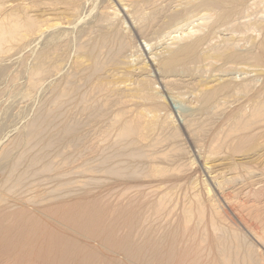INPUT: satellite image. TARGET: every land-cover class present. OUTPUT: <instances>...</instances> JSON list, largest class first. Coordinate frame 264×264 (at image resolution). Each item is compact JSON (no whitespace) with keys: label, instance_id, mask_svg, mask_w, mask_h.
<instances>
[{"label":"rangeland","instance_id":"rangeland-1","mask_svg":"<svg viewBox=\"0 0 264 264\" xmlns=\"http://www.w3.org/2000/svg\"><path fill=\"white\" fill-rule=\"evenodd\" d=\"M0 4L39 23L0 53V224L60 205L62 230L75 218L91 227L86 245L128 237L133 251L108 246L131 264H222L229 243L236 264H264L253 237H264V0ZM184 49L194 52L182 65L163 67ZM125 122L137 135L119 140ZM77 246L71 263L88 264Z\"/></svg>","mask_w":264,"mask_h":264},{"label":"bare ground","instance_id":"bare-ground-1","mask_svg":"<svg viewBox=\"0 0 264 264\" xmlns=\"http://www.w3.org/2000/svg\"><path fill=\"white\" fill-rule=\"evenodd\" d=\"M19 1V0H18ZM82 1V0H81ZM84 1V0H83ZM154 1V0H153ZM80 2V1H79ZM127 2V1H126ZM140 2V1H139ZM22 3V2H21ZM25 3V2H24ZM135 3V2H134ZM147 3V2H145ZM151 3V2H149ZM153 3V2H152ZM6 4V3H5ZM15 4V3H14ZM128 4V3H127ZM7 5V4H6ZM126 5V4H125ZM147 6V5H146ZM0 8H2L3 13L0 17V53H3L7 46L12 43H16L19 41L24 40L27 35L29 36L30 33H35L39 29V23H37L35 20H33L30 16H27L23 19L17 14V12H14L11 6V10L6 11L4 10L5 7L0 4ZM8 8V7H7ZM29 8V7H28ZM126 8V7H125ZM151 9V8H150ZM0 9V12L2 11ZM26 11V10H25ZM186 11V10H185ZM183 11V12H185ZM131 12V11H130ZM155 12V11H154ZM162 12V11H161ZM24 13V11H23ZM139 13V12H138ZM20 14V13H19ZM130 14V13H127ZM132 14V13H131ZM158 14V13H157ZM156 14V15H157ZM171 14V13H170ZM24 15V14H23ZM26 15V13H25ZM30 15V14H29ZM152 16V15H151ZM172 16V15H171ZM47 17V16H46ZM144 17V16H143ZM111 18V17H110ZM159 18V17H158ZM164 18V17H163ZM146 19V18H145ZM165 19V18H164ZM47 20V18H46ZM147 20V19H146ZM153 20V19H152ZM52 21V20H51ZM156 21V20H155ZM162 21V20H161ZM46 22V21H45ZM44 22V23H45ZM133 22V21H132ZM165 22V21H164ZM177 22V21H176ZM109 23V22H108ZM134 23H136L134 21ZM153 23V21H152ZM151 23V24H152ZM159 23V22H158ZM179 23V21H178ZM170 24V23H169ZM114 25V24H113ZM155 25V24H154ZM119 26V25H117ZM162 26V25H161ZM138 27V26H137ZM143 27V26H142ZM141 27V28H142ZM41 28V27H40ZM45 28V27H44ZM66 28V27H65ZM100 28V27H99ZM149 28V27H148ZM147 28V29H148ZM151 28V27H150ZM146 29V30H147ZM174 29V28H173ZM96 30V29H95ZM101 30V29H100ZM103 30V29H102ZM116 30V29H115ZM44 31V30H42ZM92 31V30H91ZM90 31V32H91ZM119 31V30H117ZM142 32V31H141ZM176 32V31H175ZM107 33V32H106ZM146 33V32H145ZM141 33V34H145ZM105 34V33H104ZM39 35V34H37ZM36 35V36H37ZM43 35V34H42ZM186 35V34H185ZM88 37V36H87ZM106 37V36H105ZM104 37V38H105ZM170 37V36H169ZM179 37V36H178ZM30 38V37H29ZM111 38V37H110ZM98 40V39H97ZM120 40V38H119ZM115 42V39H114ZM113 42V43H114ZM120 42V41H119ZM104 43V42H103ZM16 45V44H15ZM95 45V44H94ZM115 45V43H114ZM96 46V45H95ZM112 46V45H110ZM92 47V46H91ZM99 47V46H98ZM109 47V46H108ZM10 48V47H9ZM118 48V47H117ZM13 49V48H12ZM56 49V48H55ZM101 49V48H99ZM108 49V48H107ZM118 50V49H117ZM116 50V51H117ZM191 49H184L182 51L177 52L176 54L172 55L169 59L163 62V67L168 70L175 71L178 67V65H182L184 61L187 59V54ZM8 51V50H7ZM110 51V50H109ZM191 50L190 52H192ZM104 52V51H103ZM107 52V51H106ZM115 52V51H114ZM118 52V51H117ZM194 52V51H193ZM7 53V52H6ZM111 53V52H110ZM9 54V53H8ZM103 54V53H102ZM192 54V53H191ZM96 55V54H95ZM190 54H188L189 56ZM5 56V55H4ZM54 56V55H53ZM102 56V55H101ZM51 57V56H50ZM94 57V56H93ZM99 57V56H98ZM107 57V56H106ZM48 58V57H47ZM155 58V57H154ZM199 58V56H198ZM113 59V58H112ZM103 60V58H102ZM94 61V60H93ZM183 61V62H182ZM43 62V61H42ZM41 62V63H42ZM154 62V61H153ZM182 62V63H181ZM43 64V63H42ZM46 64V63H45ZM94 65V64H93ZM179 65V66H180ZM49 67V66H48ZM140 67V66H139ZM94 68V67H93ZM176 68V69H175ZM51 69V68H50ZM175 69V70H174ZM47 70V69H45ZM139 70V69H138ZM157 70V69H156ZM40 71V70H39ZM172 71V72H173ZM37 72V71H36ZM51 72V71H50ZM33 73V72H32ZM36 74H39L37 72ZM35 74V75H36ZM37 76V75H36ZM30 78V77H29ZM42 78V77H41ZM195 78V77H194ZM33 80V79H32ZM175 80V79H174ZM16 81V80H15ZM35 81V80H34ZM142 81V80H141ZM165 81V80H164ZM168 81V80H167ZM217 81H220L219 79ZM144 82V81H143ZM16 83V82H15ZM28 83V82H27ZM139 83V82H138ZM154 83V82H153ZM189 83V82H188ZM194 83V82H193ZM200 83V82H199ZM137 84V83H136ZM33 85V84H32ZM196 85V84H195ZM231 85V84H230ZM133 86V85H132ZM244 86V85H243ZM139 87V86H138ZM246 87V85H245ZM244 87V88H245ZM29 88V87H28ZM129 88V87H128ZM132 88V87H131ZM147 88V87H146ZM145 88V89H146ZM168 88V87H167ZM171 88V87H170ZM144 89V87H143ZM150 89V88H149ZM134 90V89H133ZM166 90V89H165ZM222 92L225 90H229L228 85H224L221 88ZM235 90V89H234ZM135 91V90H134ZM153 91V90H152ZM101 92V91H100ZM146 91H143V93ZM178 93V92H177ZM215 93V92H214ZM221 93V92H220ZM98 94V93H97ZM115 94V93H114ZM113 94V95H114ZM142 94V93H141ZM154 94V93H153ZM175 94V93H174ZM180 94V93H179ZM185 94V93H184ZM147 95V94H146ZM197 96V95H196ZM255 96V95H254ZM253 96V97H254ZM153 97V96H152ZM209 98H206L204 106L207 107L211 104L212 98L214 97L213 92L208 96ZM179 98V97H178ZM105 99V98H104ZM134 99V98H133ZM139 99V98H138ZM142 99V98H141ZM146 99V98H144ZM200 99V98H199ZM99 100V99H98ZM109 100V99H108ZM161 100V99H160ZM80 101V100H79ZM92 101V100H91ZM107 101V100H106ZM116 101V100H115ZM141 101V100H140ZM222 101V100H221ZM95 102V101H94ZM97 102V101H96ZM248 102V101H247ZM254 102V101H253ZM106 103V102H105ZM108 103V102H107ZM216 103V102H215ZM197 104V103H195ZM251 104V103H250ZM84 105V104H83ZM89 105V104H88ZM120 105V104H119ZM202 105V104H201ZM215 105V104H214ZM88 107V106H87ZM194 107V106H193ZM214 107V106H213ZM232 107V106H231ZM248 107V106H247ZM246 107V108H247ZM251 107V106H250ZM263 107V103L256 102L255 106L252 107L255 114L257 111ZM128 108V107H127ZM251 108V109H252ZM217 109V108H216ZM215 109V110H216ZM129 110V109H128ZM214 110V111H215ZM245 110V108L243 109ZM126 111V110H125ZM217 111V110H216ZM252 113L254 114V112ZM116 112V111H115ZM158 112V111H157ZM243 112V111H242ZM247 112V111H246ZM120 113V112H118ZM114 114V113H113ZM145 114V113H144ZM238 114V113H237ZM250 114V113H249ZM116 115V114H115ZM123 115V114H122ZM153 115V114H152ZM193 115V114H192ZM248 115V113H247ZM119 116V115H118ZM137 116V115H136ZM149 116V113H148ZM147 116V117H148ZM166 116V115H165ZM164 116V117H165ZM199 116V114H198ZM246 116V115H245ZM244 116V117H245ZM252 116V115H251ZM197 117V116H196ZM166 118V117H165ZM204 118V117H203ZM247 118V117H246ZM133 119V118H132ZM151 119V118H150ZM188 119V118H187ZM237 119V118H236ZM148 120V119H147ZM152 120V119H151ZM163 120V119H162ZM185 120V119H184ZM240 120V119H239ZM114 121V120H113ZM150 121V120H149ZM148 121V122H149ZM165 121V120H164ZM183 121V120H182ZM192 121V120H191ZM202 121V120H201ZM136 122V121H135ZM141 122V121H140ZM174 122V121H173ZM192 123V122H191ZM228 123V122H227ZM38 124V123H37ZM188 127L192 124H190L187 121ZM233 124V123H232ZM39 126V124H38ZM36 126V128H33V132H37L39 127ZM139 127V126H138ZM225 127V126H224ZM117 128V127H116ZM162 128V127H161ZM178 128V127H176ZM223 128V127H222ZM196 129V128H195ZM167 131V130H166ZM192 131V130H191ZM206 131V130H205ZM229 131V130H228ZM235 131V130H234ZM233 131V132H234ZM139 132V131H138ZM175 132V131H174ZM196 132V131H195ZM137 129L132 127L131 124L126 123L124 126L122 125V128L118 134L119 140H125L127 138H130L132 135H137ZM197 133V132H196ZM217 133V132H216ZM222 133V132H221ZM195 134V133H194ZM199 134V133H198ZM230 134V133H229ZM234 134V133H233ZM176 135V134H175ZM116 136V135H115ZM160 136V135H159ZM190 136V135H189ZM217 136V135H216ZM247 136V135H246ZM143 137V136H142ZM171 137V136H170ZM174 138V136H172ZM193 137V135H192ZM201 137V136H200ZM206 137V136H205ZM215 137V136H214ZM227 137V136H226ZM135 138V137H134ZM145 138V137H144ZM156 138V136H155ZM224 138V137H223ZM237 138V137H236ZM247 138V137H246ZM251 138V137H250ZM31 139V138H30ZM116 139V140H118ZM205 139V138H204ZM216 139V138H215ZM131 140V139H130ZM135 140V139H134ZM139 140V139H138ZM221 140V139H220ZM224 141V140H222ZM231 141V140H230ZM213 142V141H212ZM217 142V141H216ZM219 142V141H218ZM143 143V142H142ZM149 143V142H148ZM215 143V142H214ZM234 143V142H233ZM232 143V144H233ZM119 144V143H118ZM153 144V143H152ZM159 144V143H158ZM202 144V143H201ZM213 144V143H212ZM231 144V145H232ZM242 144V143H241ZM109 145V144H108ZM135 145V144H134ZM145 145V144H144ZM216 145V144H215ZM147 146V145H146ZM211 147L210 145H208ZM215 147V146H214ZM153 148V147H152ZM213 148V147H212ZM221 148V147H220ZM116 149V148H115ZM135 149V148H133ZM138 149V148H137ZM161 149V148H160ZM159 149V150H160ZM216 149V148H215ZM127 150V149H126ZM139 150V149H138ZM170 150V149H169ZM201 150V149H200ZM124 151V150H123ZM132 151V150H131ZM217 151V150H216ZM165 154L167 152H164ZM212 153V152H211ZM216 153V152H215ZM219 153V152H218ZM124 154V153H123ZM130 154V153H129ZM163 154V153H162ZM161 154V155H162ZM169 154V153H168ZM150 155V154H149ZM158 155V154H157ZM219 155V154H218ZM217 155V156H218ZM221 155V154H220ZM219 155V156H220ZM142 156V155H140ZM162 157V156H161ZM138 158V157H137ZM150 158V157H149ZM128 161V160H127ZM153 161V160H152ZM220 162V161H219ZM143 163V162H142ZM176 163V162H175ZM147 164V163H146ZM154 164V163H153ZM159 164V163H157ZM133 165V163H132ZM151 165V164H150ZM159 166V165H158ZM161 166V165H160ZM154 168V167H153ZM156 168V167H155ZM82 169V168H81ZM92 169V168H91ZM119 171V170H118ZM223 171V170H222ZM116 172V171H115ZM114 172V173H115ZM218 172V171H217ZM112 173V172H111ZM135 173V172H134ZM117 174V173H116ZM145 174V173H144ZM149 175V173H148ZM221 175H224L221 173ZM119 176V175H118ZM217 177V176H216ZM260 177V176H259ZM216 180V179H215ZM227 181V180H225ZM141 183V182H140ZM223 183V181H222ZM225 183V182H224ZM138 184V183H136ZM144 184V183H143ZM166 184V183H165ZM142 185V184H140ZM149 185V184H148ZM167 185V184H166ZM221 185V184H220ZM136 186V185H135ZM139 186V184H138ZM159 186V185H158ZM165 186V185H164ZM14 187V186H13ZM129 187V186H128ZM154 187V186H153ZM38 188V187H37ZM41 188V187H40ZM142 188V186H141ZM147 188V187H146ZM45 189V188H44ZM138 189V187H137ZM194 189V188H193ZM208 189V188H207ZM33 190V189H32ZM157 190V189H155ZM29 191V190H28ZM141 191V190H140ZM30 192V191H29ZM152 193V192H151ZM19 193H17L18 195ZM40 193H38L39 196ZM164 194V193H163ZM162 194V196H163ZM168 194V193H167ZM223 194V193H222ZM12 195V194H11ZM42 195V194H41ZM47 195V194H46ZM169 195V194H168ZM5 196V195H4ZM21 196V195H20ZM32 196V195H31ZM45 196V195H44ZM48 196V195H47ZM166 196V195H165ZM199 196V195H198ZM33 197V196H32ZM144 197V196H143ZM160 197V196H159ZM171 197V196H170ZM195 197V196H194ZM4 198L1 197L0 199ZM30 198V197H29ZM35 198V197H34ZM53 198V197H52ZM137 199V198H136ZM135 199V200H136ZM161 199V198H160ZM198 199V198H197ZM8 200V199H7ZM25 200V199H24ZM38 200V199H36ZM162 200V199H161ZM166 200V199H165ZM169 200V199H168ZM4 202L3 200H0ZM6 201V200H5ZM28 201V200H27ZM46 201V199H45ZM54 201V200H53ZM160 201V200H159ZM12 202V201H11ZM18 202V201H17ZM16 202V203H17ZM42 202V201H41ZM50 202V201H49ZM60 202V201H59ZM133 202V201H132ZM164 202V200H163ZM1 203V202H0ZM30 203V202H29ZM29 203L26 205H29ZM37 203V202H36ZM135 203V202H134ZM140 203V202H139ZM158 203V202H157ZM198 203V202H197ZM11 204V203H10ZM8 204V206L10 205ZM15 204V203H13ZM38 204V203H37ZM40 204V201H39ZM199 204V203H198ZM24 205V204H23ZM31 205V204H30ZM35 205V204H33ZM57 204H55L56 206ZM87 205V204H86ZM155 205V204H154ZM161 205V204H160ZM168 205V204H167ZM171 205V204H170ZM11 206V205H10ZM32 206V205H31ZM47 206V205H46ZM64 206V205H63ZM62 206V207H63ZM75 206V205H74ZM93 206V205H92ZM199 206V205H198ZM126 207V205H125ZM6 208V206H5ZM14 208V207H13ZM26 208V207H25ZM70 208V207H69ZM68 208V209H69ZM73 208V207H72ZM118 208V207H117ZM132 208V207H131ZM165 208V207H164ZM12 209V208H11ZM10 209V210H11ZM22 209V208H21ZM36 209V208H35ZM63 208L61 206L56 207H46L34 210L33 212L30 209H24L21 213H17L14 217V223L12 221V225L5 226L0 224V264H82L81 261H76L75 263H71V260H74V257H76V254L78 250L77 245H81V249H85V253L81 254V259L85 260L88 264H131L132 262L136 260L133 255L129 254L128 250H125L123 248L118 249L119 252H114L113 248L111 246H108L109 242H114L115 244H120L122 240H125L129 243V246L132 248V244H130L128 237L127 238H118L113 237V239L107 240L106 238L100 240V237H95V242L92 245H86L87 243L84 241V233L92 230L91 227L88 226V223L80 221L79 218L74 219V223H70L71 225H65L66 227L62 230L61 225L64 223L59 221L58 214L61 213ZM67 209V208H66ZM160 209V208H159ZM167 209V208H166ZM1 210V209H0ZM9 210V209H8ZM81 210V209H80ZM86 212H89L88 208L83 209ZM96 210V209H95ZM83 211V212H84ZM117 211V210H116ZM249 211V210H248ZM6 212V211H5ZM65 212V211H64ZM97 212V211H96ZM113 212V211H112ZM111 212V213H112ZM124 212V211H123ZM69 213V211H68ZM80 213V212H79ZM80 217L81 215H79ZM94 213V212H93ZM109 213V214H111ZM118 213V212H117ZM125 213V212H124ZM127 213V212H126ZM129 213V212H128ZM188 213V212H187ZM261 213V212H260ZM3 214V213H1ZM71 214V213H70ZM115 214V213H112ZM122 214V212L120 213ZM131 214V213H130ZM66 215V214H65ZM76 215V213H75ZM87 215V214H86ZM91 215V214H90ZM90 215L87 216L90 218ZM93 215V214H92ZM132 215V214H131ZM145 215V214H144ZM143 215V217H144ZM147 215V214H146ZM7 216V215H6ZM61 216V215H60ZM85 216V215H84ZM101 216V215H100ZM128 216V214H127ZM13 217V216H12ZM11 217V218H12ZM63 217V216H62ZM65 217V216H64ZM71 218V216H68ZM92 217V216H91ZM94 217V215H93ZM148 217V215H147ZM189 217V216H188ZM5 218V217H4ZM87 218V219H88ZM104 218V217H103ZM62 219V218H61ZM67 219V218H66ZM84 218L82 217V220ZM130 219V218H129ZM136 219V218H135ZM185 219V218H184ZM187 219V218H186ZM185 219V220H186ZM7 220V219H6ZM86 220V219H85ZM94 220V219H92ZM91 220V222H92ZM132 220L130 223L132 224L135 220L132 217ZM188 220V219H187ZM10 221V220H9ZM69 221V219H68ZM89 221V219H88ZM101 221V220H100ZM7 222V221H6ZM67 222V220H66ZM129 222V220H128ZM187 222V221H186ZM95 223V222H94ZM122 223V222H121ZM164 223V222H163ZM6 224V223H5ZM66 224V223H65ZM68 224V223H67ZM91 224V223H90ZM149 225V224H148ZM142 226V225H141ZM97 227V226H96ZM147 227V226H146ZM63 228V227H62ZM107 228V227H106ZM187 228V227H186ZM109 229V228H108ZM251 229V228H250ZM113 230V229H112ZM196 230V229H195ZM53 233V237H40L42 235H45L47 233ZM75 232V235L71 237V234ZM119 232V231H118ZM185 232V231H184ZM194 232V231H193ZM216 232V231H215ZM98 233V230H97ZM103 234V233H102ZM186 235V234H185ZM97 236V235H96ZM218 236V235H217ZM256 236V237H255ZM175 237V236H174ZM256 240L257 244H260L264 249V237H260L258 235L253 236ZM200 238V237H199ZM228 238V237H227ZM150 239V238H149ZM92 240V239H91ZM240 240V239H239ZM87 241V240H86ZM90 241V240H89ZM211 241V240H210ZM219 241V239H218ZM223 241V240H222ZM162 242V241H161ZM206 243V241H204ZM132 243V242H131ZM146 243V242H145ZM203 243V242H202ZM227 243V242H226ZM237 243V241L235 242ZM242 243V242H241ZM175 244V243H174ZM233 244V243H232ZM231 244V245H232ZM128 245V244H127ZM216 245V244H215ZM221 245V244H220ZM135 246V245H134ZM144 246V245H143ZM92 247L94 248V252L91 251L88 253L89 250H92ZM173 247V246H172ZM219 247V246H218ZM228 247V248H227ZM222 245L219 249L218 253L221 256L222 264H236V259H232L230 256V251L228 250L229 246ZM80 248V247H78ZM137 248V247H136ZM195 249V248H194ZM197 249V248H196ZM235 245H234V248ZM241 249V248H240ZM47 250V252H46ZM198 250V249H197ZM133 251V250H132ZM182 251V250H181ZM191 251V250H190ZM215 251V250H214ZM239 251V250H238ZM53 252H56L55 255H52ZM115 254H113V253ZM199 252V251H198ZM201 252V251H200ZM231 252H235L231 251ZM61 253V254H60ZM82 253V251H81ZM196 253V252H195ZM243 253V252H242ZM247 253V252H246ZM60 254V255H59ZM92 254V255H91ZM135 254V253H134ZM131 255V256H130ZM138 255V254H137ZM143 255V254H142ZM170 255V254H169ZM197 255V254H196ZM217 255V254H216ZM234 255V253H233ZM235 255L238 254L235 252ZM241 256V254H239ZM245 255V254H244ZM248 254H246L247 256ZM202 256V255H201ZM79 257V258H80ZM175 257V256H174ZM186 257V255H185ZM233 257V256H232ZM177 258V257H176ZM234 258V257H233ZM250 256L247 259V262L252 258ZM78 259V258H77ZM169 259V258H168ZM193 259V258H192ZM201 260V259H200ZM241 260V259H240ZM244 260V259H243ZM107 263H106V262ZM196 261V260H195ZM185 262V261H184ZM190 262V261H189ZM241 263V262H240ZM193 264V263H192ZM244 264V263H243ZM247 264V263H246Z\"/></svg>","mask_w":264,"mask_h":264}]
</instances>
